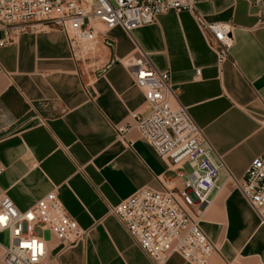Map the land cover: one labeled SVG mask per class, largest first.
Instances as JSON below:
<instances>
[{
    "label": "crops",
    "instance_id": "obj_1",
    "mask_svg": "<svg viewBox=\"0 0 264 264\" xmlns=\"http://www.w3.org/2000/svg\"><path fill=\"white\" fill-rule=\"evenodd\" d=\"M195 9L208 24L234 27L229 60L220 62L194 14L175 11L132 35L99 25L95 46L78 59L56 28L0 47V197L25 212L56 191L87 233L64 249L47 233L46 264H154L112 213L138 190L162 191L176 178L135 128L125 136L132 147L118 139V129L134 125L132 114L150 109L123 62L138 47L170 73L180 103L226 165L201 214L217 248L210 264H264V227L226 182L228 173L242 179L264 154V0H195ZM166 264L189 263L173 255Z\"/></svg>",
    "mask_w": 264,
    "mask_h": 264
},
{
    "label": "built area",
    "instance_id": "obj_2",
    "mask_svg": "<svg viewBox=\"0 0 264 264\" xmlns=\"http://www.w3.org/2000/svg\"><path fill=\"white\" fill-rule=\"evenodd\" d=\"M170 11L194 14L220 62L230 59L234 27L208 24L196 12L195 0H0V34H4L0 47L10 45L21 34L56 28L65 34L78 59L87 44L97 41L99 25L105 31L121 28L132 35ZM123 62L150 109L146 115L132 114L134 125L118 129V139L132 147L133 142H127L125 136L135 128L157 156L174 168L176 178L166 181L162 191L138 190L112 213L154 264H166L173 255L189 264H210L217 248L202 229L201 214L219 190L226 165L180 103L170 73L158 71L150 55L139 47ZM3 173L0 161V176ZM226 182L241 193L264 227V154L252 162L242 179L228 173ZM36 229L49 233L62 249L87 239L86 231L70 216L56 191L25 212L8 196H1L0 233H8V243L0 244V264H46L47 243L35 234Z\"/></svg>",
    "mask_w": 264,
    "mask_h": 264
},
{
    "label": "rangeland",
    "instance_id": "obj_3",
    "mask_svg": "<svg viewBox=\"0 0 264 264\" xmlns=\"http://www.w3.org/2000/svg\"><path fill=\"white\" fill-rule=\"evenodd\" d=\"M95 46V43L93 44H87L85 48L90 49L91 47ZM84 50V48H83ZM85 53V52H84ZM35 234L39 237H45L48 238V234L46 232L41 231L40 229L35 230Z\"/></svg>",
    "mask_w": 264,
    "mask_h": 264
}]
</instances>
